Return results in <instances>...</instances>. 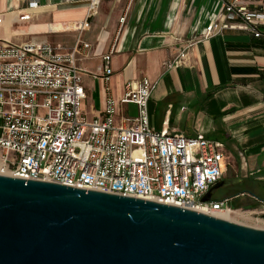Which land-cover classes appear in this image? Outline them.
I'll use <instances>...</instances> for the list:
<instances>
[{
  "label": "built area",
  "instance_id": "2783aa9c",
  "mask_svg": "<svg viewBox=\"0 0 264 264\" xmlns=\"http://www.w3.org/2000/svg\"><path fill=\"white\" fill-rule=\"evenodd\" d=\"M98 1H91L87 19L74 23L72 30L79 32V38L73 48L0 40L1 175L141 198L207 214L242 211L264 216L263 201L259 212L234 209L228 205L230 198L201 201L226 177L229 162L225 144L203 134L191 138L166 128L153 130L148 105L158 82H129L124 97L117 101L110 87L111 55L103 57L104 112L96 118L86 115V70L80 57L87 55L91 45L81 36L90 26ZM218 1L222 14L208 24L203 39L239 30L264 40L261 0ZM37 7L36 1L29 4L30 9ZM30 19V14L20 18ZM2 21L0 15V24ZM194 45L188 42L166 62L165 70L190 65ZM120 104L136 106V116L118 120Z\"/></svg>",
  "mask_w": 264,
  "mask_h": 264
},
{
  "label": "crops",
  "instance_id": "0c3cea01",
  "mask_svg": "<svg viewBox=\"0 0 264 264\" xmlns=\"http://www.w3.org/2000/svg\"><path fill=\"white\" fill-rule=\"evenodd\" d=\"M33 1L38 7L30 9ZM91 1L0 0V40L73 48L79 32L68 27L87 19ZM25 14L31 19L21 21ZM221 14L218 0H99L81 36L91 45L80 57L84 111L89 118L104 112L103 57L111 55L117 101L129 82L157 81L148 105L153 130L221 141L235 178L264 185V40L239 30L203 39ZM188 42L195 43L191 64L166 71V62ZM136 113L133 104H120L117 119Z\"/></svg>",
  "mask_w": 264,
  "mask_h": 264
},
{
  "label": "water",
  "instance_id": "95a60500",
  "mask_svg": "<svg viewBox=\"0 0 264 264\" xmlns=\"http://www.w3.org/2000/svg\"><path fill=\"white\" fill-rule=\"evenodd\" d=\"M240 182L224 179L201 201ZM244 194L259 200L229 198ZM0 264H264V228L0 174Z\"/></svg>",
  "mask_w": 264,
  "mask_h": 264
},
{
  "label": "rangeland",
  "instance_id": "374dc122",
  "mask_svg": "<svg viewBox=\"0 0 264 264\" xmlns=\"http://www.w3.org/2000/svg\"><path fill=\"white\" fill-rule=\"evenodd\" d=\"M136 114L135 115L130 114V116H136ZM229 162H230L229 163L230 165L228 166V171L226 173V177H228L230 179H235L236 172L233 169L234 168L233 167V159H231ZM231 163H232V165H231ZM245 190L248 191L249 193L255 195L256 197H258L259 200L255 201V200L250 199L248 197H239V198H235V199H232L231 201H229L228 205L231 206L232 208L240 207L241 209L251 210V211L255 210L252 208H261L262 204L260 202L261 201L264 202V185L263 184H253L250 182H247V184H241V182H240V183H237L234 185L223 187L220 190L215 192V194L213 195V199L224 200V199L229 198L231 196L241 194ZM240 218H242V219H240ZM228 219H232V220L239 221L242 223H246L249 225L264 228V216L261 214H253V216H251L249 213L240 211L239 213H236L235 215H231L230 218H228Z\"/></svg>",
  "mask_w": 264,
  "mask_h": 264
},
{
  "label": "bare ground",
  "instance_id": "6f19581e",
  "mask_svg": "<svg viewBox=\"0 0 264 264\" xmlns=\"http://www.w3.org/2000/svg\"><path fill=\"white\" fill-rule=\"evenodd\" d=\"M69 29H74V25L71 26V27H68ZM199 212H202L203 213V210H198ZM240 211H235L234 213L232 214H236V213H239ZM211 215H215V216H219V217H223V218H230L231 215H229L228 212H225V213H212Z\"/></svg>",
  "mask_w": 264,
  "mask_h": 264
},
{
  "label": "trees",
  "instance_id": "16d2710c",
  "mask_svg": "<svg viewBox=\"0 0 264 264\" xmlns=\"http://www.w3.org/2000/svg\"><path fill=\"white\" fill-rule=\"evenodd\" d=\"M240 207H235L234 209H239ZM252 209H254V208H252Z\"/></svg>",
  "mask_w": 264,
  "mask_h": 264
},
{
  "label": "flooded vegetation",
  "instance_id": "af4514ba",
  "mask_svg": "<svg viewBox=\"0 0 264 264\" xmlns=\"http://www.w3.org/2000/svg\"><path fill=\"white\" fill-rule=\"evenodd\" d=\"M228 177H225V179H227ZM224 180V179H223Z\"/></svg>",
  "mask_w": 264,
  "mask_h": 264
}]
</instances>
